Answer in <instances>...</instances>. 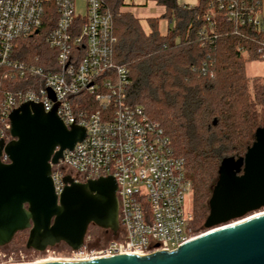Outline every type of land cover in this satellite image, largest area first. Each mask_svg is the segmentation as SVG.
Wrapping results in <instances>:
<instances>
[{
	"label": "built area",
	"instance_id": "2783aa9c",
	"mask_svg": "<svg viewBox=\"0 0 264 264\" xmlns=\"http://www.w3.org/2000/svg\"><path fill=\"white\" fill-rule=\"evenodd\" d=\"M211 1L225 10V21L264 29L261 10L241 12L224 0ZM47 21L53 26L44 42L54 53L48 70L20 61L14 52L16 41L38 35ZM201 35L212 38L214 31ZM115 43L103 0H0V139L10 140L7 116L21 103H41L48 112L59 102L57 117L67 128L83 127L85 137L51 165L56 195L66 176L75 183L112 176L117 186L116 236L96 248L85 235L79 249H69V261L170 252L201 235L184 210L190 193L184 161L173 153L160 125L127 102L128 72L114 60ZM257 55L264 61V43Z\"/></svg>",
	"mask_w": 264,
	"mask_h": 264
},
{
	"label": "trees",
	"instance_id": "16d2710c",
	"mask_svg": "<svg viewBox=\"0 0 264 264\" xmlns=\"http://www.w3.org/2000/svg\"><path fill=\"white\" fill-rule=\"evenodd\" d=\"M103 1L113 21L114 60L128 72L127 102L160 125L173 153L183 159L192 200L190 226L197 232L208 216L220 162L242 157L255 130L264 126V76L249 77L245 71L247 63L261 61L257 50L264 29L225 21V10L211 0H197L193 7L154 0L169 23L161 35L158 18L146 19V32L131 13L119 11L124 0ZM261 2L224 0V5L248 12L260 11ZM52 26L47 21L38 35L16 41L15 57L48 70L54 53L44 37ZM210 28L214 37L204 39L201 31ZM104 233L89 226L93 247L106 243ZM25 238L27 231L16 233L0 250L26 251Z\"/></svg>",
	"mask_w": 264,
	"mask_h": 264
},
{
	"label": "water",
	"instance_id": "95a60500",
	"mask_svg": "<svg viewBox=\"0 0 264 264\" xmlns=\"http://www.w3.org/2000/svg\"><path fill=\"white\" fill-rule=\"evenodd\" d=\"M58 104L45 112L41 103L26 101L7 116L10 140L0 139V247L23 231L25 248L40 253L61 243L76 251L89 226L117 234L112 176L85 183L66 176L60 194L54 192L51 165L85 137L83 127L63 125ZM208 209L206 231L174 251L42 264H264V212L257 213L264 209V126L242 157L222 159Z\"/></svg>",
	"mask_w": 264,
	"mask_h": 264
},
{
	"label": "rangeland",
	"instance_id": "374dc122",
	"mask_svg": "<svg viewBox=\"0 0 264 264\" xmlns=\"http://www.w3.org/2000/svg\"><path fill=\"white\" fill-rule=\"evenodd\" d=\"M176 3L180 6L187 5L193 7L196 5L197 0H175ZM124 7L120 8V12L128 11L135 15V17L139 20L143 29L147 32L148 27L146 25V18L148 17H157L158 18V31L161 35L166 33L168 19H163L161 16L164 14V9L161 6H158L154 0H124ZM171 26V24L169 25ZM254 62H262V61H254ZM257 65L256 63L249 62L246 64V74L248 76L251 75V67ZM184 210L185 212H190L192 210V200L191 194H187L184 197ZM263 210H260L257 213H263ZM256 213V214H257ZM101 231V230H100ZM206 230L202 226L198 234L204 233ZM105 238L104 242H108L111 238L110 234L104 233ZM87 236V232H86ZM91 237L90 235H88ZM20 238V237H19ZM26 239L24 242L26 243ZM69 250L65 249L64 244H58L52 248H48L45 252L40 253L33 250L26 251H1L0 250V264H32L37 261L45 260V259H67L69 258Z\"/></svg>",
	"mask_w": 264,
	"mask_h": 264
},
{
	"label": "crops",
	"instance_id": "0c3cea01",
	"mask_svg": "<svg viewBox=\"0 0 264 264\" xmlns=\"http://www.w3.org/2000/svg\"><path fill=\"white\" fill-rule=\"evenodd\" d=\"M124 12H128V11H124ZM128 13H131V12H128ZM132 15L135 17L134 14H132ZM260 15L264 18V0H262V2H261V13H260ZM148 18H157V17H148ZM253 63H256L257 65L251 67V72L252 73H251V75L249 77H255V76L262 77V76H264V61H262V62H253ZM245 71H246V67H245Z\"/></svg>",
	"mask_w": 264,
	"mask_h": 264
},
{
	"label": "bare ground",
	"instance_id": "6f19581e",
	"mask_svg": "<svg viewBox=\"0 0 264 264\" xmlns=\"http://www.w3.org/2000/svg\"><path fill=\"white\" fill-rule=\"evenodd\" d=\"M255 215H257V214H255ZM54 261H69V260H67V259H62V260H59V259H45V260L34 262L32 264H42V263H45V262H54Z\"/></svg>",
	"mask_w": 264,
	"mask_h": 264
}]
</instances>
